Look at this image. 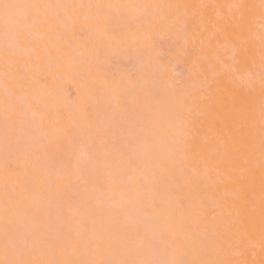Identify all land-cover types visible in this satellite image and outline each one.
I'll use <instances>...</instances> for the list:
<instances>
[{"label": "snow or ice", "instance_id": "snow-or-ice-1", "mask_svg": "<svg viewBox=\"0 0 264 264\" xmlns=\"http://www.w3.org/2000/svg\"><path fill=\"white\" fill-rule=\"evenodd\" d=\"M0 153V264H264V0H0Z\"/></svg>", "mask_w": 264, "mask_h": 264}, {"label": "bare ground", "instance_id": "bare-ground-1", "mask_svg": "<svg viewBox=\"0 0 264 264\" xmlns=\"http://www.w3.org/2000/svg\"><path fill=\"white\" fill-rule=\"evenodd\" d=\"M86 2V0H85ZM151 2H165V0H151ZM170 2H181V3H231V2H242V3H258L259 0H170ZM186 66L183 63H180L177 67L176 71L184 72ZM59 94L61 104L64 108L65 112H70L74 110V108L78 105L81 95H82V86L77 79H74L72 76H66L64 79L59 81ZM212 125L209 124V129H211ZM3 155L0 153V173L3 172ZM13 167L17 164L21 163L19 158H14L11 161Z\"/></svg>", "mask_w": 264, "mask_h": 264}]
</instances>
